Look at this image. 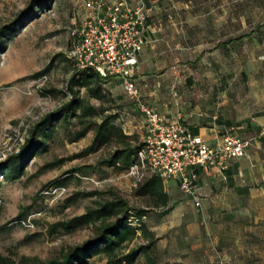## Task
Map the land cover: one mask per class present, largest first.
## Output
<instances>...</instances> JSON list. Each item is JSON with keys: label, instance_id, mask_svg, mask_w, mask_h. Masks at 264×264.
Segmentation results:
<instances>
[{"label": "rangeland", "instance_id": "374dc122", "mask_svg": "<svg viewBox=\"0 0 264 264\" xmlns=\"http://www.w3.org/2000/svg\"><path fill=\"white\" fill-rule=\"evenodd\" d=\"M153 1L157 9L151 15L154 24L151 34L157 40L148 43L146 50L155 51V59H161L164 68L185 69H151L148 75L164 73L166 81L174 80L183 89L194 84L199 90L208 78L222 76L231 87L239 69H198L206 53L225 49L227 52L221 58L235 67H244L252 56L264 54V41L259 39L260 34L264 37V28H261L264 0ZM29 2L0 0V26L15 19ZM78 13L74 0H51L49 4L36 6L34 13L3 39L0 48V161L19 149L33 123L68 98L65 85L73 65L67 52L72 21ZM239 35L244 37L237 40ZM42 74L47 75V80L38 88L37 79ZM105 91L109 95L104 105L118 113L116 122L127 134L135 133L137 139L142 140L143 117L135 110L119 81L107 85ZM89 102L98 105L94 99ZM92 137L93 132L89 131L78 140L68 142L59 128L45 151L27 159L21 177L7 180L0 176L1 254L11 256L17 264H36L59 257L68 247L96 235L92 223L70 229L59 223L84 213L86 207L95 206L97 201L112 198L113 194L134 207H146V196L137 195L135 188L149 173L143 171L141 180L134 185V176L124 175L125 170L99 165L98 160L112 152V144L80 154ZM74 167L79 170L67 172ZM84 193L89 194L83 196ZM180 195L177 191L176 196ZM197 210L199 213L200 208ZM21 212L27 213L29 225L16 219ZM174 231L167 234L173 236ZM257 233L255 255L251 246L249 257L248 243L241 244L240 248L231 247L232 253H238L239 261L225 262L221 249L215 244L207 246L202 236H198L194 240L182 238L173 245L158 238L148 250V256L140 254L130 264H264V225L260 220ZM195 240L198 246L190 248ZM144 242L136 236L120 252ZM206 254L210 258L203 257ZM106 259V254L93 252L87 264H104Z\"/></svg>", "mask_w": 264, "mask_h": 264}, {"label": "crops", "instance_id": "0c3cea01", "mask_svg": "<svg viewBox=\"0 0 264 264\" xmlns=\"http://www.w3.org/2000/svg\"><path fill=\"white\" fill-rule=\"evenodd\" d=\"M154 12L152 9L148 17L151 24L148 32L150 42L157 40L151 34L154 25L151 15ZM259 39L264 41L262 34ZM146 46L138 55L133 78L148 103L168 119L173 118L176 111H181L188 128L209 144L218 142L226 132L245 137L250 143L246 155L232 159L223 173H217L214 169L199 172V213L180 192L175 181L170 180L166 187H169L172 208L164 215L158 209L147 211L143 216L145 225L159 240L163 238L165 243L171 245L182 241V238L194 240L202 236L207 246L215 244L221 249L225 262L240 260L238 253L236 255L230 251L232 246L240 248L241 244L248 243L249 257L251 246H254L252 251L255 255L258 220L264 225V54L256 58L252 56L244 67H235L221 58L227 52L225 49L208 51L198 69H239L236 81L230 87L222 76L208 78L201 90L194 84L183 89L177 83L180 101L176 106L168 92L175 81H166L164 73L157 76L146 73L151 69L185 68H164L165 63L155 59V51L146 50ZM177 191L180 196H176ZM172 229L175 230L174 237L171 233L167 234ZM196 246L198 243L195 240L190 248ZM206 256L210 258L209 254L203 255Z\"/></svg>", "mask_w": 264, "mask_h": 264}, {"label": "trees", "instance_id": "16d2710c", "mask_svg": "<svg viewBox=\"0 0 264 264\" xmlns=\"http://www.w3.org/2000/svg\"><path fill=\"white\" fill-rule=\"evenodd\" d=\"M50 1L30 0L15 19L0 26V48L3 39L12 33L23 19L32 15L36 6L49 4ZM145 1L152 9H157L153 0ZM261 26L264 28V23ZM243 37L239 35L237 40ZM117 81L112 77H103L91 68L72 69L65 85V95L68 98L33 123L28 131V137L19 149L0 161L1 178L15 180L21 177L25 173L24 164L27 159L45 151L48 141L59 128L63 130L68 142L76 141L92 131L93 137L90 143L81 150L80 154L93 152L103 144H112V152L99 159L98 164L114 167L119 171L126 170L134 162L142 140H138L135 133L127 134L123 131L116 122L118 113L104 105L109 95L105 87ZM89 99L96 100L98 105L91 104ZM71 125L75 127L71 129ZM192 133L195 134L194 131ZM77 170L79 168L74 167L67 172ZM135 193L146 196V207H134L121 196L113 194L112 198L97 201L95 206L86 207L84 213L59 223L65 229L83 223H92L96 235L92 239L68 247L59 257H52L36 264H87L93 252L106 254L107 259L104 264L122 262L130 264L140 254L148 256V250L158 237L148 225H145L143 216L151 209H159L161 215L167 214L173 204L169 203L170 194L166 185L155 174L139 182ZM88 194L84 193L83 196ZM26 217L27 213L21 212L16 219L22 220ZM136 236H140L145 242L129 248L124 253L120 252L121 248ZM0 264H17V262L11 256L0 253Z\"/></svg>", "mask_w": 264, "mask_h": 264}, {"label": "built area", "instance_id": "2783aa9c", "mask_svg": "<svg viewBox=\"0 0 264 264\" xmlns=\"http://www.w3.org/2000/svg\"><path fill=\"white\" fill-rule=\"evenodd\" d=\"M79 13L72 21L71 43L67 58L73 69L91 68L103 77L119 81L123 92L133 101L143 117L142 145L124 175L134 176V185L143 171L159 176L166 185L173 180L180 192L201 208L197 180L200 171L214 169L223 173L230 161L245 156L250 140L226 132L215 144L192 133L181 111L166 118L148 103L133 78L138 55L151 40L148 17L151 6L145 0H74ZM171 19V15L167 14ZM40 86L47 75L38 77ZM174 82L169 95L176 106L180 95ZM30 224V219L20 220Z\"/></svg>", "mask_w": 264, "mask_h": 264}]
</instances>
